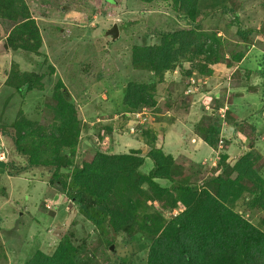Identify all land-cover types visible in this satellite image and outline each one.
<instances>
[{
	"label": "rangeland",
	"instance_id": "1",
	"mask_svg": "<svg viewBox=\"0 0 264 264\" xmlns=\"http://www.w3.org/2000/svg\"><path fill=\"white\" fill-rule=\"evenodd\" d=\"M25 2L41 34L38 51L8 46L7 37L21 19L4 17L0 11V264H25L39 250L52 254L63 240L77 246L81 258L89 264H146L156 231V227H150L151 219L169 220L182 206L165 209L145 191L116 190L108 203L131 214L128 225L118 231L108 224L100 228L74 201L72 195L77 187L72 182V172L90 161L98 149L118 153L121 151L114 148L115 144H126L127 151L132 138L152 141L151 131H160L164 118L161 114L172 100L183 105L190 95H199L196 101L205 113L197 130L205 132L229 119L236 130L226 127L225 143L218 145H223L224 152L230 148L231 160L236 161L247 151L246 147H238L244 146L237 136L240 131L248 145L263 157L259 163L262 173L264 0H197L194 20L186 16L177 0ZM115 24L119 27L116 38L110 32ZM191 27H197L204 36L220 37L218 62L208 61V55L191 58L188 53L174 69L159 76L152 67L133 62L135 45L159 44L160 31ZM204 64L219 74L214 77L212 72L213 78L207 83L205 74L199 73ZM19 78H24V83L17 90L14 84L20 82ZM130 83L156 85L154 98L160 104L138 109L127 105L124 100ZM198 83L201 92H190L188 87ZM58 92L76 106L78 113L80 136L75 152L67 147L61 150L71 162L58 172L45 166L18 172L28 164L27 157L17 152L13 139L5 133H15L12 124L21 118L30 121L31 128L49 133L50 127L59 123L54 113ZM256 92L258 98L240 97L242 93ZM178 164V180L189 177L199 186L213 174L223 172L221 165L215 167L214 159L201 168L189 161ZM149 169L150 164L142 167L144 172ZM251 198L246 193L231 206L264 229V210L251 206ZM165 204H171L170 200Z\"/></svg>",
	"mask_w": 264,
	"mask_h": 264
},
{
	"label": "trees",
	"instance_id": "2",
	"mask_svg": "<svg viewBox=\"0 0 264 264\" xmlns=\"http://www.w3.org/2000/svg\"><path fill=\"white\" fill-rule=\"evenodd\" d=\"M178 2L186 16L194 20L197 0ZM29 8L25 0H0L4 17L21 19L7 37L8 46L38 51L41 34ZM159 36V44L133 47V62L152 67L158 76L174 69L188 53L192 54L191 58L208 55L211 63L219 59L218 35L204 36L197 27H191L160 31ZM212 72L205 64L199 68L201 74ZM19 79L14 84L17 90L24 83V78ZM7 82L11 83L10 77ZM155 92L154 84L130 83L124 102L135 109L156 106ZM55 98L54 113L59 123L50 127L49 133L31 128L32 123L26 118L13 122L15 133H5L13 139L17 152L27 157L28 164L18 172H26L33 166L55 168L58 172L71 162L61 150L67 147L75 152L80 136L78 113L61 92ZM221 130V125L215 123L205 132L198 131L211 147L217 148ZM148 156L155 164L149 174L140 170L144 157L136 150L108 153L98 149L90 161L73 170L72 182L77 190L72 197L90 221L100 228L108 224L113 231L126 227L131 214L112 208L108 200L116 190L121 193L142 190L151 200L160 201L165 209L182 206L169 220L151 219L150 227H156V231L146 264H264V229L231 206L247 193L252 196L251 206L264 210V177L259 172L261 155L250 150L230 165L226 162L227 154H222L219 165L223 172L213 174L200 186L191 183L189 177L178 180L179 164L162 149L153 147ZM157 178L169 179L171 185L162 186ZM167 199L171 202L168 206L164 205ZM25 264H89V261L81 258L78 247L70 240H63L52 254L39 250Z\"/></svg>",
	"mask_w": 264,
	"mask_h": 264
},
{
	"label": "crops",
	"instance_id": "3",
	"mask_svg": "<svg viewBox=\"0 0 264 264\" xmlns=\"http://www.w3.org/2000/svg\"><path fill=\"white\" fill-rule=\"evenodd\" d=\"M219 64V63H217ZM214 73V77L218 76L219 74L215 72ZM213 75L210 76H204V78H202V80L204 79V82L207 83V80L209 81ZM191 78V76H190ZM199 80H201V78H199ZM206 80V81H205ZM200 83V82H199ZM195 84V85H190L189 91L195 93V91H200L201 92V84ZM200 85V86H199ZM196 89L195 91L192 90ZM187 93V92H186ZM205 93V92H203ZM240 93V92H238ZM196 94V93H195ZM192 94V95H195ZM188 96V95H187ZM187 96L185 98H187ZM251 96L254 97H259V93H251V95L247 94V93H242V95L240 97L242 98H250ZM190 100L186 101L183 105L178 104L175 100H172L171 106L166 108L164 113L161 114V116H163V121L160 122L159 126H160V131L156 132L154 128V131H151L153 134L154 139L152 141H148L144 142L142 141L141 138L135 137L131 139V145L129 146V150L124 151V149H126V144L125 145H119V143L115 146L114 148L117 149L118 153H129L130 150H140L141 151V155L144 157V163L141 165L140 170L145 173V174H149L152 169L154 168V161L152 160V158H150L148 156V152L151 150V148L156 147V148H160L163 150V152L167 155H171L174 160L177 163H182L183 161H189L192 163V165H196L197 167L201 168L203 167L202 164L206 165L207 163H210L213 159L217 161V164L215 167H217V165H219L220 163V158H221V153L222 154H227L228 158L226 160V162L230 165L235 164V162L239 159H237L236 161L231 160V150L230 148H228L227 150L222 151L223 145L225 143L224 139V130L226 129V127L228 129L232 128V131L234 132L236 129L234 127V124L229 121V119H223L221 120V133H220V141H222V144L218 145V148H214L211 147L201 136V134L198 132V126L200 124L201 115L204 112V108L201 107V103H199V101H196L199 99V95L196 94V96H189ZM188 97V98H189ZM192 97V99H191ZM160 104V100H157V106ZM228 108V106H226ZM217 110H221V111H225L224 107L218 108H214ZM251 113V112H250ZM225 117V116H224ZM262 119V118H261ZM229 121V122H227ZM237 127V125H236ZM195 128V129H194ZM238 132V134H237ZM236 134L237 136H240L242 143L244 146H238L240 149L245 148L247 149V151L253 150L255 147H253L252 145H248V141L245 140V138L243 137V135H241L240 131H237ZM134 137V135H133ZM231 140V138H229ZM256 139H260L259 136ZM219 141V142H220ZM258 141H262L261 139ZM257 141V143H258ZM144 142V143H143ZM231 143V142H230ZM263 141L260 143L262 144ZM237 144H238V140H237ZM257 145V144H256ZM121 150H119V148H121ZM106 151V150H104ZM145 151H147L146 153H144ZM246 151V152H247ZM254 151V150H253ZM243 152L241 154V156L246 153ZM117 153V152H116ZM257 153V152H256ZM263 156H264V152H260ZM211 158V159H210ZM144 164H150V169L149 171L144 172L142 170V167ZM185 167V166H184ZM222 167V166H221ZM185 169H187L185 167ZM219 169V168H218ZM221 170V168H220ZM223 170V168H222ZM193 172V171H191ZM260 174L264 177V170L261 171L259 170ZM218 173H222V171L218 172ZM216 173V175L218 174ZM215 175V174H214ZM156 181H158L162 186H169L171 185V182L169 181V179L166 178H157ZM169 182V185H168ZM191 183H196L197 182H193V179L190 180ZM162 183H166V184H162ZM198 185V184H197Z\"/></svg>",
	"mask_w": 264,
	"mask_h": 264
},
{
	"label": "water",
	"instance_id": "4",
	"mask_svg": "<svg viewBox=\"0 0 264 264\" xmlns=\"http://www.w3.org/2000/svg\"><path fill=\"white\" fill-rule=\"evenodd\" d=\"M110 32L114 35V38L118 37L119 35V27L117 24L113 26L112 29H110Z\"/></svg>",
	"mask_w": 264,
	"mask_h": 264
},
{
	"label": "built area",
	"instance_id": "5",
	"mask_svg": "<svg viewBox=\"0 0 264 264\" xmlns=\"http://www.w3.org/2000/svg\"><path fill=\"white\" fill-rule=\"evenodd\" d=\"M192 81H195L194 78L192 79ZM221 143H222V141H221Z\"/></svg>",
	"mask_w": 264,
	"mask_h": 264
}]
</instances>
